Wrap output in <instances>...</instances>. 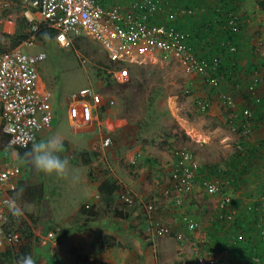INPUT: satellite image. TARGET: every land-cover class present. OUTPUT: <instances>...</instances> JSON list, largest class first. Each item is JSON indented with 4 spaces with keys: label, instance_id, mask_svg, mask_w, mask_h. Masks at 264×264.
Masks as SVG:
<instances>
[{
    "label": "rangeland",
    "instance_id": "obj_1",
    "mask_svg": "<svg viewBox=\"0 0 264 264\" xmlns=\"http://www.w3.org/2000/svg\"><path fill=\"white\" fill-rule=\"evenodd\" d=\"M203 1L206 0H181L183 5L189 7L186 9L191 10L186 16L175 15L177 21L183 16L179 25L183 27L184 30L190 31L198 24L202 23L199 22L201 14L204 15V13H207V11H203L205 10V7L203 8ZM223 1L225 2L224 4H226V7H223V9H229V14L235 16L236 27H239L240 30L234 31V33L238 35L236 39L239 46L238 55L243 49L240 44L242 38H245L247 41V43L244 41L243 45L247 44L246 46L249 49L251 45L253 47L255 46L260 51L259 57L258 54L257 57L254 58L247 56V62L244 66L245 70H238V76H244L243 78L245 81L247 79V81H250L249 72L251 70L250 65L252 64V60L256 62L255 59H262V56H264V48L261 47V45L258 47L254 41L252 43H250V41L257 38L258 35L264 37V21H261L260 15L258 16V14L253 12V0H246L247 3L244 4L242 0L241 2L239 0L233 3H231L230 0H210V3L208 2L206 4V8L215 5L221 6ZM8 14L10 17H7L2 24L0 32L3 33L5 29H8L12 34L17 30L18 20H21V12L17 9H8L3 13L4 17ZM164 17L169 19V14H164ZM206 20H213V17ZM248 26H252L253 30L250 31ZM1 42L4 44L7 43L6 40L2 39ZM36 44L39 45L40 49L38 46H35ZM202 44L203 43L197 42V45ZM78 45L79 47L77 46L76 48H73V45L61 47L54 40L45 41L44 43L36 41L28 50V52L32 53L41 51L46 57L45 60L38 65V75L39 87L43 90L44 97L54 114L53 128L48 133H54L53 130L56 123L59 128L61 124L66 125L65 116L71 106L72 94L77 93L82 88L90 87L98 97V104L96 109L93 110V114L95 115L97 110L99 111L100 109L104 111L105 107L106 110L104 113H106L104 115L107 122L103 123L100 127L92 123L90 125L91 128L83 126L84 128L82 129L84 130L79 129L81 133L91 130V132L85 134L86 136L82 143L83 147H70L72 155L77 157L79 161L80 158L78 154L81 152H94L96 150L98 153H104L106 161L105 164H103V168L105 169L106 164L110 162L111 168L119 169L121 181H125L123 171L129 174L132 180L140 176H146L149 169L148 167L150 166L147 160L153 156L159 158L161 153L170 156L172 151L178 148L191 153L195 168H197L196 171L201 175L199 178L197 177V181H194V184L198 186V190L193 193V196L198 199L199 204L202 205L198 207V216L195 217L198 221H194L195 218L193 216L191 217H193L194 220L188 216L195 223L194 231H189L188 229L180 231L181 238L179 239L176 237L174 240L170 239L168 247L166 246V250H163L159 245L160 242L158 238L161 236L149 237L146 241H148L147 243L153 244L149 249L151 264H199L202 262V257H204L208 251L207 248L209 245L206 243V239H208L209 234H214L217 239L226 232L225 229H229V231L230 229H236L235 224L232 225L225 219L221 220L218 216V203L221 197L226 194H223L221 189L218 193L210 194L202 184L203 180H205L208 175H212L222 183L224 180H222V178L225 173L222 163H229L228 155H232L230 154L231 151L233 152V156L236 154L232 147L234 145L233 141L235 140V134L238 133V124L241 120L238 124H233L235 128L231 131L220 122V119L217 123L216 119L212 120L211 117V119H209V117L205 115L214 103H216L215 106L222 109V112L223 109L227 112V107L222 97L224 95H229L234 99L233 94L224 89L225 87L223 84V89L220 90V93L214 92L200 77L186 74L181 65L173 60L166 62L158 61L156 64L143 67L132 66L130 67V78L127 81L122 83L114 82L111 79L108 80L104 73H98L96 71L97 61L101 60L103 63H107L105 54L98 44L91 40L80 39ZM216 50L215 46L211 49L213 52H216ZM82 58L86 59L85 63L81 62L80 59ZM236 59L238 61L239 57L237 56ZM250 89L247 90L250 95L256 93L255 88ZM197 101H207L208 107L204 111H200L197 109ZM234 101L236 100L234 99ZM74 106L76 110L79 109L78 104ZM235 110L236 102L235 109L230 110L231 117ZM101 113L100 111L98 112V114ZM212 125L215 126L212 127ZM76 128H78V126H76ZM215 129L216 131L214 132ZM197 131L203 135L212 134L216 137H221L223 135L230 137L227 141L229 143L230 152H226L227 150H225L223 142L212 140H210V142L207 140L208 144L211 145L209 149L208 147L196 149V144L193 141L196 139L201 141L202 139ZM64 132L65 131H63V133ZM186 132H188L190 136H188ZM233 132H235V134H233ZM100 135L110 136L113 139V143L109 148L99 151L95 146L99 145ZM76 137L78 136L73 134L75 143L79 145V141ZM231 137L234 138L231 139ZM243 148L246 149V151L250 149L245 142ZM108 152L109 156L106 155ZM127 154L132 156V160L130 159L131 161L127 159ZM247 159L248 160L244 161L247 162L244 167L243 162H235L232 165V169L235 167L233 172L236 174L238 181V176L241 174H244L242 177H247L248 175V178H242L244 181L250 180L252 177H255V175L258 176L259 173L264 175L263 154L261 155L259 153L253 158V164L248 162L250 158ZM239 166L244 168L242 172L238 169ZM101 167L102 166L95 164L92 168L97 170ZM237 178L234 179L237 180ZM152 179L151 177L150 184L152 183ZM239 183H242V186L245 185L244 182ZM119 184L121 185V182H119ZM138 185L140 189H142L141 185ZM128 190L130 192L129 194L134 196V203L132 205L137 201L139 202V199L145 195L143 194L144 192L134 191L129 188ZM162 193L165 198L169 200L168 203L170 201L174 203L175 199H180L182 203L181 197L185 195L184 193L175 194L176 197L171 196V199V197L166 196L163 191ZM230 193L233 199L229 197L235 204L237 199L236 191H230ZM157 195L158 194L155 196L145 195L142 201L146 202L149 198H157ZM251 195L252 194L249 196ZM256 198L257 197L253 198L254 201H256ZM208 208H210V210H208ZM204 209L207 214H204ZM238 209L239 208H237L235 204V207H228L227 210L237 213L239 211ZM247 209L246 206L245 210ZM143 214L146 215L145 212H143ZM186 214L188 213L184 211L180 217L177 212H169L165 215L161 214L159 217L157 211L154 214L155 220H152L151 223L153 224L160 221L164 225L169 226L171 231L175 234L177 231L176 223L180 219L182 220ZM211 218L212 221L210 220ZM146 227V230H148L150 222H146L145 228ZM194 232L195 237L193 236ZM189 237L191 239H189ZM183 245L186 247H183ZM213 245L218 246L217 242L216 244L213 243ZM230 255L231 252L228 250L223 254L221 251L215 252L213 255L216 259L215 264H224V260H227V257Z\"/></svg>",
    "mask_w": 264,
    "mask_h": 264
},
{
    "label": "crops",
    "instance_id": "obj_2",
    "mask_svg": "<svg viewBox=\"0 0 264 264\" xmlns=\"http://www.w3.org/2000/svg\"><path fill=\"white\" fill-rule=\"evenodd\" d=\"M1 1H6L7 6L3 7L0 5V30L6 18L10 17L9 14L5 17V14L3 15L8 9L20 10L21 21L24 26L30 21L36 22L37 24L43 22L38 12L31 7L30 3L32 0ZM236 1L239 0H230L231 3ZM208 2L210 3V0L205 1L206 4ZM242 3H247V1L242 0ZM253 3V12L258 14V16L260 15L261 21H264V13L257 8L254 0ZM19 27L20 22H18V30ZM248 29L252 31L253 27L248 26ZM5 32L11 34L8 29H5ZM1 39L6 40L8 43V40L3 36L2 32H0V50L2 44ZM244 41L247 43L245 38L240 40L243 49L238 55L239 60L237 61L236 59L239 71L245 70L244 66L247 62V56L250 55V50H248L249 48L246 46L247 44L243 45ZM253 41L258 47L261 45V47L264 48V37L262 35H258V37L252 40V42ZM35 42L36 41L31 45H23V48L28 51ZM7 43L5 45L9 44ZM22 44L24 43H21L20 46ZM35 46L39 47L37 44ZM243 77L240 79L241 83L243 82ZM244 88L245 87L242 84H240V87L239 85L234 87V85L230 86V84L226 82L224 89L231 92L236 100V110L232 117L230 111L226 112L223 109L222 112L220 107L218 108L215 106L216 103L212 105L205 115L208 116L209 119H216L217 123L220 119V122L232 131L235 128L233 124H238L240 120L242 121V114L244 111L248 109L254 114L256 122H254V128L250 135L246 138L241 136L240 123L237 128L238 133L235 134V132H233V134H235V140L233 141L234 145L232 149L236 154L233 156V152L231 151L230 154L232 155H228L229 163H222L225 172L224 175L226 177L223 175L222 180H224L221 184V192L223 194L231 197L230 191H236L237 199L235 203L237 208H239L238 212H242L246 218L253 220L256 218L255 214L252 213V205L253 202H255L253 198L257 197V200L261 192L264 191V175L259 173L258 176L255 175V177H252L250 180L244 181L242 178H248V175L247 177H242L244 174H241L238 176V181L236 174L233 172L235 167L232 169V165L235 162H243L244 167L247 163L244 161L248 160L247 158H250L248 162L253 164V158L259 153L264 155V85L257 86L255 88L256 93L253 95H246V92H244L246 90ZM254 99H258V103H255ZM105 110L106 108L104 107V111ZM99 111L97 110V113L93 117V121L87 125L88 127H90L92 123L100 127L103 123L107 122L104 115L106 112L104 113V111L101 110L100 112L102 113L98 114ZM65 117L66 125L61 124L60 129L57 127L56 123L53 130L54 133L41 134L36 142L46 140L54 135H58L62 138V150L58 155L61 158L68 159L69 163L66 176L58 177L55 174H45L34 168H28L25 162L19 158L18 152L15 149H7L5 155L0 153L1 167L11 162H16L21 165V173L17 179L16 188L12 192L4 194L3 198L7 203L6 207L8 208L9 219L12 217L25 219L31 227L32 243L30 257L34 264H78L79 262H84L85 264H151L149 249L153 244L147 243L148 241H146V239L149 237H147V227L145 228L146 222L150 221L146 218V215L143 214L145 210L142 207L143 204L140 202H143L142 199L145 195L155 196L158 194L157 198H149L148 201L150 200L155 203L159 217L161 214L165 215L169 212H177L181 217V214L186 211L188 213L186 216H189L194 220V218L198 216V207L202 206L199 204V200L193 196L194 191L198 190L197 184L193 185L190 193L182 195L181 198L183 204L180 209H177L174 207L172 201L168 203L169 200L162 194V191L164 190L163 183L168 180L174 165L172 154L169 156L161 153L160 157L158 155L159 158L154 156L149 158L147 162L150 166L148 167L147 175H144V177L140 176L139 178L132 180L129 177V174L123 171L125 181H121L119 169L111 168L112 166L109 161V163L106 164V167L108 166L107 169L106 167L105 169L103 168V164H105L106 161L104 153H99L100 161L94 162L89 166L83 165L81 160L79 161L77 157L72 155L70 147H83L82 143L86 136L85 134L91 132V130L81 133L80 130H84L82 129L84 127L79 126L76 128V125L71 121L69 116V110ZM214 126L215 125H212V127ZM63 131L65 132L63 133ZM215 131L216 129L214 132ZM197 133L200 134L198 131ZM73 134L78 136L76 138L79 141V145L75 143ZM200 135L202 138L201 141L199 139L192 140L196 144V149L200 147H208L209 149V146L211 145L208 144L207 140H209V142L212 140L217 142L220 141L221 143L223 142V146L225 147V150H227L226 152H230L229 143L227 142L230 137L225 135L216 137L212 134ZM102 137L103 136L100 135L99 141ZM232 138L234 137H231V139ZM240 142L243 143L242 146L245 142L250 149H247L248 151L244 149L245 152L240 153L236 148ZM106 155L109 156V152ZM127 159L132 160V156L127 154ZM95 164L102 167L96 170L95 168H92ZM243 167H238L240 172L244 170ZM200 176L201 175H199L198 172L195 173L196 179L194 178V181H197V177L199 178ZM209 176L212 175H208L207 177ZM151 177L153 179L150 184ZM234 178H237V180ZM104 179L116 180L118 183L121 182L120 186H122L127 193L129 192V188L134 191L144 192L143 194L145 195L134 205L124 204V206L120 201L121 189H117L114 194V200L110 202L103 198V196H101L102 194L98 191L99 185ZM239 182H244L245 185L242 186V183L240 184ZM138 184L141 185L142 189H140ZM250 194H252L251 196L253 198L249 196ZM231 199H233V197H231ZM13 206L19 207L22 210L21 216L13 215ZM246 206L248 208L247 210H245ZM208 210H210V208H208ZM204 214H207L205 209ZM210 220L212 221V218ZM194 221L197 222L198 220L195 218ZM176 226V233L186 230L181 219L176 223ZM14 228L15 227L12 229ZM194 234L195 232L193 233V236L195 237ZM209 236L210 234L208 237ZM107 237L109 238L107 239ZM252 238V241L256 243V236H253ZM105 239L106 242L108 240V243L111 242L110 244L113 245L109 247L102 246ZM170 239H176V235L173 234L172 236H161L158 238L160 242L159 245L163 250H166L168 247ZM189 239L191 238L189 237ZM183 247L186 246L183 245ZM0 256V264H16L13 262L7 243L2 240L0 242ZM224 261V264L238 263V259L231 255Z\"/></svg>",
    "mask_w": 264,
    "mask_h": 264
},
{
    "label": "built area",
    "instance_id": "obj_3",
    "mask_svg": "<svg viewBox=\"0 0 264 264\" xmlns=\"http://www.w3.org/2000/svg\"><path fill=\"white\" fill-rule=\"evenodd\" d=\"M172 2V8H167L169 11H165L167 0H32L30 5L38 12L46 26L56 31L54 41L59 46H72L75 38L91 40L98 44L107 60L104 75L108 80L122 83L130 78L129 67H143L158 61L173 60L181 65L186 74L200 77L208 86H217L222 79V76L217 75L221 54H212L207 59L205 54L209 49L204 43L199 47L198 40L195 36L192 37L191 32L180 29L175 24L155 22L154 19L163 13L169 14V19L166 17L168 20H175V15L190 13L191 10L186 7L176 5L175 0ZM0 5L6 7L7 2L0 0ZM234 17L228 16V26L235 31L238 28ZM37 29L36 22H28V32ZM34 41V36H31L21 46L0 52V131L7 138L8 149L33 145L41 134L48 133L53 128L54 114L39 87L38 65L45 60V54L41 51L28 52L23 48V45H31ZM230 49L235 50L234 47ZM258 51L256 49L260 55ZM80 60L82 63L86 62L85 58ZM253 82L263 83L264 75L261 72L255 73ZM222 98L228 109H235V101L231 96L224 95ZM71 100V121L78 127L87 126L93 121V110L98 104L97 95L92 88L85 87L73 93ZM75 104H78V110ZM207 107V101H197V109L200 111ZM242 115L241 136L246 138L251 134L254 124L251 121L252 113L248 109ZM112 143L113 139L104 135L95 148L99 151L105 150ZM242 144L240 142L236 146L237 150H242ZM173 159L175 162L170 176L163 183V192L169 197L190 193L195 178V163L189 152L177 149L173 152ZM20 173L21 165L18 163L11 162L1 167L0 162V242L2 240L13 247L21 242V234L18 231L5 230L3 227L8 217L7 203L3 195L16 188ZM202 184L206 191L212 194L220 191L222 183L209 176ZM120 201L122 204L132 205L134 196L121 191ZM256 201L258 209L264 213V191ZM230 202V197L224 195L217 206L224 212L223 217L228 221L234 214L227 211ZM142 204L146 218L150 221L148 237L174 234L169 226L160 221L151 223L155 220L154 214L157 212L154 202L149 200ZM173 205L180 209L181 200L175 199ZM181 221L186 229L194 231L195 223L188 216L185 215ZM256 231L264 240V215H261ZM175 235L181 238L180 233ZM202 258L199 264H215L213 257Z\"/></svg>",
    "mask_w": 264,
    "mask_h": 264
},
{
    "label": "trees",
    "instance_id": "obj_4",
    "mask_svg": "<svg viewBox=\"0 0 264 264\" xmlns=\"http://www.w3.org/2000/svg\"><path fill=\"white\" fill-rule=\"evenodd\" d=\"M256 3V6L258 9H260L264 13V0H254ZM176 5L183 6L186 8H189L181 3V0H175ZM172 0H167L166 10L167 8H172ZM223 1L221 6L215 5L209 8H206V3L203 1V8L205 7V10L207 13L204 15L201 14V18L199 22H202L201 24H198L194 29L192 30H186L188 32L192 33V37L195 36V38L198 40V43H204L207 48L209 49V52L205 54L206 58L209 59L211 55L214 53L215 56H218L221 54L220 64L217 68V75L222 76L220 79V82L217 86L211 87L214 92L220 93L222 88V84L225 87L226 82H228L231 85H234V87H237L240 84H242L247 91L251 87L256 88L255 86L264 85L263 83H254L253 82V75L255 73L261 72L264 73V59H255L256 62H253L250 65V81L245 82L244 78L242 79L238 77V67L236 63V57L238 56L239 46L236 42L237 34L234 33V30H231V28L228 26V16L230 15V10L223 7H226V4ZM225 5V6H224ZM165 10V11H166ZM209 13V14H208ZM186 16V15H183ZM182 17L177 21L175 20H168L164 17V13L156 17L154 20L155 22H165L166 24H175L178 28L183 29L179 24L182 20ZM213 17V20L207 21L206 19ZM187 18V17H184ZM216 21V22H213ZM20 22L19 30L17 29L16 32L12 34L8 33H2L3 36L8 40V45L1 44V50L0 52L8 51L10 49H13L17 46H19L21 43L29 40L31 36H34V40L44 43L45 41H53L54 35L56 31L52 28H49L46 26L44 22L38 24L37 31H31L28 32V24L24 26L23 22L18 20ZM237 31L239 30V27H237ZM184 30V29H183ZM240 31V30H239ZM239 34V33H238ZM82 38H75L73 39L72 45L73 48H76L78 45V41ZM252 43V41H250ZM217 49L216 52L211 51L212 47ZM200 47V45H199ZM230 47H234L235 50L232 51ZM257 47L250 46V57H257L256 52ZM205 57L204 55H202ZM260 55H258L259 57ZM252 59V58H251ZM107 68V65L103 63L101 60L97 61V67L96 71L98 73H104V69ZM129 67V71H130ZM248 75V77H249ZM248 88V89H247ZM240 89V88H239ZM238 89V90H239ZM243 89V90H244ZM252 90V89H250ZM246 95L250 94L249 91L245 93ZM258 99H254V102L256 103ZM208 103V102H207ZM258 103V102H257ZM102 109H100L101 111ZM227 111H230V109L227 108ZM252 113V111H251ZM253 114V113H252ZM251 121L256 122V119L254 117V114L252 115ZM6 136L1 133L0 131V153H3L5 155V152L8 148H6ZM32 145H27L22 148H16L19 158L22 159L26 166L28 168L33 169L30 163V158L27 155L31 151ZM246 150V149H245ZM240 153L245 152L244 148H242ZM78 157L80 158L81 162L85 166H89L90 164L100 161V154L98 152H81L78 154ZM117 189H120V185L118 181L111 180V179H104L101 181L99 185V193L102 194L103 198L109 200L110 202L114 200L115 192ZM42 193V192H41ZM236 204V203H235ZM235 204L233 200L228 204V207H235ZM95 208V207H92ZM252 213L255 214L256 218L253 220H250L246 218L245 215L239 212H234L232 214V218L228 221L230 224H235L236 229L229 231V229H225L226 232H224L220 238L215 237V235H210L208 239H206V243L209 245L207 248V253L204 255V258L213 257L215 262L216 259L213 256L215 252L221 251L223 254L225 251H230L231 256L238 259L237 264H264V240L261 239L259 234L256 231V225H257V217L258 221L261 217V215H264L259 209H258V203L257 201L253 202L252 205ZM219 217L221 220H224L223 217V211L219 210ZM228 211V210H227ZM120 213V212H118ZM230 213V212H229ZM30 217V215H29ZM11 218V217H10ZM18 222V223H17ZM4 229L5 230H11V231H18L21 234V242L18 246H8L9 252L11 253V256L13 258V262L16 264H22V261L25 257H30L31 252V239H32V232L31 227L29 223L25 219L21 218H14L7 219V221L4 223ZM15 227L14 229H12ZM172 236V235H171ZM256 236L257 242L254 243L252 241V237ZM106 238V237H105ZM109 237H107L108 239ZM218 246H214L213 243ZM108 243V240L106 242V239L104 240V243H102V246L109 247L113 244ZM1 257V256H0ZM255 259H258L255 261Z\"/></svg>",
    "mask_w": 264,
    "mask_h": 264
},
{
    "label": "clouds",
    "instance_id": "obj_5",
    "mask_svg": "<svg viewBox=\"0 0 264 264\" xmlns=\"http://www.w3.org/2000/svg\"><path fill=\"white\" fill-rule=\"evenodd\" d=\"M62 145H63V140L58 135H54L46 140L33 143L31 151L27 153V155L30 158L31 166L35 170L41 171L45 174H55L58 177L66 176L67 167L69 163L68 159L61 158L58 155V153L62 150ZM94 152H97V151H94ZM173 152H172V155H173ZM196 170L197 168H195V173H197ZM193 185H194V182H193ZM121 187L122 186H120L121 191L125 192L124 188L123 187L121 188ZM129 193L130 192H128V194ZM12 212L14 216L22 215V210L19 207L13 206ZM171 235L173 234L163 235V236H171ZM22 264H34V262L31 257H25L22 261Z\"/></svg>",
    "mask_w": 264,
    "mask_h": 264
}]
</instances>
